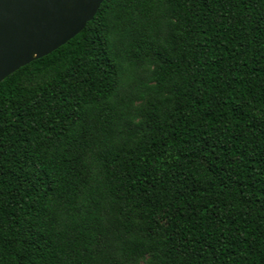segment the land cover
Segmentation results:
<instances>
[{"label": "trees", "instance_id": "obj_1", "mask_svg": "<svg viewBox=\"0 0 264 264\" xmlns=\"http://www.w3.org/2000/svg\"><path fill=\"white\" fill-rule=\"evenodd\" d=\"M0 264H264V0H103L2 80Z\"/></svg>", "mask_w": 264, "mask_h": 264}, {"label": "water", "instance_id": "obj_2", "mask_svg": "<svg viewBox=\"0 0 264 264\" xmlns=\"http://www.w3.org/2000/svg\"><path fill=\"white\" fill-rule=\"evenodd\" d=\"M103 0H0V82L64 45Z\"/></svg>", "mask_w": 264, "mask_h": 264}]
</instances>
